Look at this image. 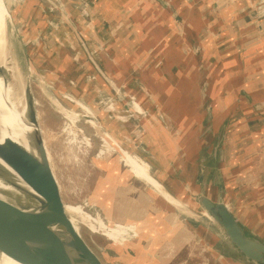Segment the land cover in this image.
<instances>
[{"label":"rangeland","instance_id":"rangeland-1","mask_svg":"<svg viewBox=\"0 0 264 264\" xmlns=\"http://www.w3.org/2000/svg\"><path fill=\"white\" fill-rule=\"evenodd\" d=\"M14 1L25 34L24 46L32 54L36 80L30 84L44 142L67 204L66 212L90 248L103 264H222L219 256L207 246L228 252L217 238L214 226L201 214L195 197L206 188H211L210 196L216 186L221 188L219 174L213 175V184L206 187L205 174L200 176L198 172L200 155L209 153L213 143V139L199 134L201 112L195 99L201 90L200 79L192 65V55H188L184 45L178 42L162 7L155 1H146L145 5L149 4L146 7L140 1L134 2L131 7L122 9L123 17L113 18L114 1L127 0ZM172 2L186 8L181 9L182 16L190 22V29L197 32L201 55L206 57L210 68L212 90L217 89L220 98L223 94L228 100L229 91L234 94L240 87L229 75H235L234 54L225 43L229 38L225 33L229 31H245L246 55L254 60V65L258 63L255 69L248 71L251 73L248 77L259 80L260 65L264 68V19L254 7L255 0L253 3L250 0ZM218 11L229 19L224 22L225 26L218 20ZM202 13L205 21L199 17ZM244 13L249 23L239 19ZM1 18L0 13V35ZM140 26L161 38L164 49L168 47L169 71L164 70L150 33ZM192 32L188 31L189 39L195 45V32ZM10 50L15 61L21 57L14 45ZM88 55L103 74L90 66ZM175 66L183 70L177 72ZM249 86L264 98V85L260 80ZM226 100L215 102L216 106L221 104L215 109L216 114L230 103ZM245 100L242 96L237 103L240 106L234 110L249 116L252 111L264 116V100L254 101L256 108ZM56 106L70 113L72 121ZM166 110H169L171 124L165 118ZM242 119V122L248 121V118ZM233 127V135H229V146L225 149L224 171L226 168L234 171L230 169L229 177L224 172L228 189L220 191L222 196L228 192V197L234 200L238 192L240 200V194L247 191L242 188L246 185L242 182L245 167L235 164L232 168L226 165V159L231 152L237 156L241 147L234 150L232 140L240 142L247 136L244 132L248 127L241 122ZM252 129L255 136L245 145L248 147L246 153L251 155L249 159L258 157L263 163L264 129L259 127L256 131V125ZM212 164L213 160L208 159L206 168L210 169ZM251 170L250 178L253 179L248 188L256 189V181L264 185L261 168L256 172L254 165ZM114 175L117 181L119 177L124 180L115 188ZM233 179L241 187L234 192L233 185L230 187ZM154 194L166 202L158 201L151 196ZM125 195V201H134L129 206L132 210L126 212H134L136 206L142 209L141 218L138 217L144 221L141 224L145 229L139 233L133 223L120 224L119 218L135 219L132 216L138 214L129 212L127 217L122 208L118 214L119 207L123 206L116 205L118 198ZM252 195L257 196V193ZM178 206L184 207L183 213ZM241 209L234 208V212L246 221L247 225L243 226L247 233L264 241V227L255 222L256 216ZM168 210L172 215L167 219L164 214L167 215ZM171 217L174 227L169 226ZM150 227H160L154 232L160 237L165 236L168 227V234L174 237L168 243L154 246L155 249L148 247L144 235L152 233ZM161 227L165 229L161 231ZM147 251L159 252L156 262H152L153 257Z\"/></svg>","mask_w":264,"mask_h":264},{"label":"water","instance_id":"water-1","mask_svg":"<svg viewBox=\"0 0 264 264\" xmlns=\"http://www.w3.org/2000/svg\"><path fill=\"white\" fill-rule=\"evenodd\" d=\"M154 1L166 12L169 24L178 42L184 45L185 52L192 55V65L200 79L201 94L199 93L195 99L201 112L199 134L202 133L209 140L213 139V143L209 147V153L204 152L200 155L199 175L205 174L204 185L210 187L213 184L211 177L219 174L220 186L227 191L224 178V143L228 121L238 99L236 96L233 97L230 103H226V108L222 112L215 113V109L220 108L221 104L216 106L218 92L216 93L217 89L212 90V78L208 75L210 68L206 64V57L201 55L195 30L190 29L173 0ZM3 5L7 18L4 21L1 46L3 62L0 64V77L4 87H9L14 95L16 93L20 97L18 110L24 107L22 117L32 129L26 133L28 147L10 137L0 142V159L15 172L21 184L19 199H15L14 203L0 198V251L12 253L31 264H103L66 212L67 204L64 202L61 186L52 167L38 121L36 101L30 84L36 80L34 65L31 60L32 54L28 53L27 47L24 46L25 34L19 21V9L14 0H3ZM140 27L146 31V28ZM189 30L195 32V45L192 44V39H189ZM146 32L150 33L154 40L164 70L169 71L168 53L164 51L161 38L153 32ZM12 45L21 54L16 61L11 56ZM184 54L187 58L188 55ZM88 57L90 66L94 67L97 73L103 74L99 66L89 55ZM243 57V47L237 39L234 49L237 82L241 81L244 75ZM192 65L190 69H193ZM236 92L237 90L235 95ZM244 95L248 96L246 93ZM251 104L256 108L254 102ZM169 116V110H166L165 118L171 124ZM208 159L213 160L210 169L205 165ZM5 175V170L0 166V176ZM221 188L216 186L212 190L214 192L212 196L209 194L211 188H206L204 192L196 193L195 196L202 210L201 214L214 226L219 236L217 238H220L228 254L211 245L207 246L208 250L219 256L222 264H264V241L247 233L232 211L228 192L225 191L222 196Z\"/></svg>","mask_w":264,"mask_h":264},{"label":"crops","instance_id":"crops-1","mask_svg":"<svg viewBox=\"0 0 264 264\" xmlns=\"http://www.w3.org/2000/svg\"><path fill=\"white\" fill-rule=\"evenodd\" d=\"M141 2V3H144L143 5L146 7V6H149V4H146L145 5V3H146V1H154V0H138V1H134V0H127V1H114V9H115V11H114V15H113V18H118V17H120V16H124V14H123V10L122 9H125V8H129V7H131V5H132V3H134V2ZM173 1H181V0H173ZM253 1L254 0H250V3H253ZM213 2V1H212ZM217 4H220V3H217ZM118 5H120V6H122V8H119V7H117ZM177 7V9L179 10V12L182 14V15H184L183 14V12H182V10H184V9H186L185 7H183V9L182 8H180L179 6H176ZM254 7L255 8H257L260 12H261V17L264 19V0H255V2H254ZM182 9V10H181ZM163 10V9H162ZM0 13H1V15L2 16H4L5 18H7V14H6V12H5V8L4 7H2V9L0 8ZM147 13V12H146ZM163 13H164V15H166V12L163 10ZM119 14V15H118ZM218 20H219V22H223V25L225 26V23L224 22H228L229 21V19H227L226 18V14L224 15V13L223 14H221V12L220 11H218ZM148 15L150 16V14H149V12H148ZM118 16V17H117ZM122 16V17H123ZM167 16V15H166ZM132 17H134V16H132ZM199 17H202V21H205V19H204V17H203V13L201 14V15H199ZM185 20H186V18H184ZM236 19V18H235ZM239 19H242L243 20V22L244 21H248V23L250 22V19H249V17H248V15H247V13L245 14L244 13V15L243 16H239ZM134 22H135V20H133ZM162 21V16H160V22ZM168 22H169V20H168ZM186 22H187V24L191 27V24H190V22H188L187 20H186ZM169 26H170V24H169ZM236 27H237V25H236ZM239 27V26H238ZM169 28V27H168ZM167 28V29H168ZM170 28H171V26H170ZM172 29V28H171ZM240 30V31H239ZM239 30H237L236 29V31L233 33L232 31H229L228 33H225L226 34V36H228L229 38H228V40L225 42V43H228L229 45H230V48H231V51H232V53L234 54V49H235V41L238 39V40H240V42H241V44H242V47H243V55H244V57H243V65H244V75H243V77H242V80L241 81H239V82H237V79H236V77H235V75L233 74H229V75H231V77H233L234 78V81L236 82V84H240V87H239V91H238V88H237V92H236V95H235V93L234 94H232V92L231 91H229V93L226 95V96H231L230 98H228V100H226V99H224V96H223V94L221 95V98H220V96H219V94H218V98H217V101H222V100H226V101H230V100H232L233 99V97H237V99H238V101H236L235 102V108H238V106L237 105H239V104H237V103H240L239 101H240V99L242 98V96L246 99L245 101H249L250 103H253L254 101H257L258 102V100L259 99H261V100H264V98H263V95H262V93H260L259 91H257V92H255L254 91V88H251L250 86H249V84H251V83H253V82H257V81H259L260 80V83L261 84H263L264 85V71H262V69L264 70V68L262 67V65H260V68H261V70H259V72H260V74H259V77L257 78V79H259V80H255V78L253 79V76H250V77H248L249 76V74H251V73H248V71L249 70H251V69H255V65H258V63H256L255 65H254V60H250L248 57H247V53H246V50L244 49V38H245V36H244V33H245V31H241V29H239ZM151 32V31H150ZM197 33V32H196ZM223 33V32H222ZM234 34V35H233ZM156 46V45H155ZM151 47H152V45H151ZM151 49H153V48H151ZM166 53H169V49H168V47L164 50ZM228 51H229V48H228ZM245 55H246V57H245ZM252 58V57H251ZM176 67V68H175ZM174 68L175 69H177V72L179 71V72H181L183 69H180V68H178V66H175ZM173 68V67H172ZM234 69H235V65H234ZM246 70H247V72H246ZM211 75H213V74H211ZM263 87V86H262ZM263 89H264V87H263ZM262 90V89H261ZM260 90V91H261ZM263 91V90H262ZM248 94V96H245L244 94ZM228 96V97H229ZM261 98H260V97ZM237 106V107H236ZM240 106V105H239ZM249 114H251L250 116L249 115H245L244 114V112L243 111H238V110H234L233 111V113H232V116H231V119L228 121V128H227V132H226V136H225V143H224V147H225V149L226 148H228V143H229V135H233V133H232V129L234 128L233 127V125L236 123V122H241V123H244L247 127H248V130L247 131H245L244 133L247 135L246 137H242L241 139H240V142H238V141H234V140H232V147L233 148H235L234 150H236V148H239V147H241L239 150H238V154H237V156L235 155V156H233V154L234 153H232L231 152V154H229L228 155V157L229 158H227L226 159V165L228 164V165H230L232 168L233 167H235L234 165L236 164V165H241V167H245V170H243L242 171V174H243V176H242V182L244 181V182H246V185H245V187H242V188H244V189H246L247 191H245V193H242V195L240 194V200H239V197L237 196V194H238V192H236V195H235V198H236V200H234V197H229V201H230V204H231V208H232V211L234 212V208H238V207H241L242 209L241 210H244V212H246L247 214H249V215H252V216H256L255 218H256V220H255V222L256 223H259L260 225H262L261 226V228L262 227H264V185L262 184V183H260L259 184V182L258 181H256L257 183H258V185H256V189H254L253 187L250 189V188H248V185H249V183H251L250 184V186L252 185V182H251V179H253L252 177L250 178V175H252L253 174V172H252V170L251 169H253L254 168V165L256 166V172L258 171V172H260V170H259V168H261V173H264V162L263 163H261L259 160H258V157H256L257 158V160H255L254 158H251V159H249L250 157H251V155L249 156V154H248V152L246 153V151H247V148L248 147H246L245 145H247L249 142L251 143L252 141H251V139L255 136V133H254V130L252 129V127H254L255 125H256V127H257V130L256 131H258V128L260 127L261 129H264V116H259V115H256L255 113H254V111H252V113H250L249 112ZM84 116H86V117H92L91 116V114H89V113H84L83 114ZM237 115L238 116H240V118L239 117H237ZM247 116V117H246ZM237 118V119H236ZM242 118H248V121L247 122H242L243 121V119ZM249 118H251L250 120H249ZM237 129V128H236ZM251 129V130H250ZM234 130V129H233ZM255 131V132H256ZM244 138V139H243ZM243 139V140H242ZM246 139L248 140V141H246ZM264 140V139H263ZM257 151H259V150H257ZM259 153V152H258ZM225 154H226V151H225ZM227 155V154H226ZM254 155V154H253ZM252 155V156H253ZM261 157V156H260ZM238 160V161H237ZM236 161H237V163H236ZM243 161H244V164H243ZM253 167V168H252ZM249 169V170H251V171H247V169ZM230 169L231 168H229V170L226 168V170L227 171H225V174H227V176L229 175V173H230ZM231 171H234V169H231ZM230 176V175H229ZM228 176V177H229ZM120 178V181L118 180H116V176L114 175V177H113V182H114V188L115 187H119L120 185H121V183H123L124 182V180H121V178L122 177H119ZM230 179V178H229ZM246 180V181H245ZM231 181V180H230ZM233 181L234 182H231L230 183V187L233 185V192L234 191H238L239 189H241V187L238 185V183L236 182V180L235 179H233ZM248 181V182H247ZM253 181V180H252ZM249 186V187H250ZM248 188V189H247ZM253 193H257V196H255V195H252ZM120 194L122 195V194H124V192H120ZM152 197H155L158 201H160V202H166V201H164L161 197H159L158 195H156V194H154V195H151ZM242 197V198H241ZM126 198V195L125 196H121L120 198H118V203L116 204V205H118V206H122V207H119V211H118V214L120 215V210H121V208H122V210H123V212L125 213L124 215L126 216L127 215V217L129 216V212H126V211H128V210H132V209H130V207L129 206H131L133 203H134V201L132 202V201H125L124 199ZM245 199V200H244ZM125 202V203H124ZM127 202H129V203H127ZM163 208V207H162ZM166 210V209H165ZM161 214L163 213V211H159ZM130 213H138V214H136L135 216L133 215L132 217H136L135 219L134 218H129V219H122V218H119V215H118V218H119V221H121L120 222V224L122 223V224H124V223H128V224H131V223H133V224H135L134 225V228L136 229V232L137 233H139V231L141 230L142 231V228L143 229H145L144 227H142V224H141V222H144L143 220H141V219H139V217L141 218V215H142V209L140 208V207H138V206H136V208H135V211L133 212H130ZM165 213H167V215H165L164 213V216H166V218L168 219V216H169V218H170V216L172 215V211H170V210H168L167 212H165ZM235 213V212H234ZM153 214V213H152ZM159 214V213H158ZM151 215V214H150ZM139 216V217H138ZM235 216L239 219V221L243 224V225H247V223H246V221L245 220H242V218H240L236 213H235ZM152 217V216H151ZM157 217H159V215L157 216ZM254 218V219H255ZM152 219V218H151ZM159 219V218H158ZM146 220V219H145ZM114 222H117L116 221V219L114 220ZM174 219H172V217H171V219H170V223H169V226L171 227V226H173L174 227ZM172 227V228H173ZM250 227V226H249ZM139 228V229H138ZM163 227H161V231L162 230H164L165 228H163ZM172 228L170 229V232H172L173 233V231H172ZM150 231L152 232V233H149V234H145L144 236H146V238H145V240H146V242H145V245L146 246H148V247H152V248H154V246L156 247V246H161L162 244H165V243H168L169 241L168 240H172L173 239V237L174 236H171L170 234H168V227H167V229H166V231H165V236L164 237H160V236H156L155 234H154V232H156V231H159L160 230V227H158L157 229H155V228H153L152 229V227H150ZM147 235H151V236H147ZM136 237V236H135ZM148 237H150V240L148 239ZM159 237V238H158ZM157 238V239H156ZM134 241V240H133ZM138 245H139V243H137ZM155 249V248H154ZM147 252H149V254L151 255V257H153V259H152V262H156L157 261V257H158V255H157V253H159V252H157V253H155L154 254V251H151V253H150V251H147ZM147 254V253H146ZM155 255V256H154Z\"/></svg>","mask_w":264,"mask_h":264},{"label":"bare ground","instance_id":"bare-ground-1","mask_svg":"<svg viewBox=\"0 0 264 264\" xmlns=\"http://www.w3.org/2000/svg\"><path fill=\"white\" fill-rule=\"evenodd\" d=\"M3 0H0V8L3 7ZM6 18H1V35H0V64L2 65L3 57L1 53V46L3 45L4 36V21ZM22 100V98H21ZM20 97L14 95L9 87H4L2 78L0 77V142L5 138L10 137L18 143L28 147L26 133L30 132L32 127L22 117L24 113V107H20ZM54 106V105H53ZM65 117L72 118L70 113H66L61 107H57ZM90 114V113H89ZM92 116V115H91ZM73 119V118H72ZM72 119H70L72 121ZM66 120V119H65ZM28 124V125H27ZM73 125V124H72ZM72 127V126H71ZM79 127V126H78ZM77 131V130H76ZM82 131V130H79ZM91 140V139H90ZM86 145V144H85ZM0 166L5 170L6 175L0 176V198L14 203V200L19 199L20 182L15 172L0 159ZM149 186V185H148ZM182 207H177L179 210H183ZM0 264H31L25 259L16 256L12 253L4 250L0 251Z\"/></svg>","mask_w":264,"mask_h":264}]
</instances>
